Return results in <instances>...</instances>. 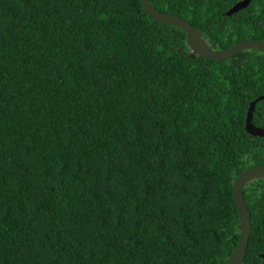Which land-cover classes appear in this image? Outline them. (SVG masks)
I'll return each instance as SVG.
<instances>
[{"label": "trees", "instance_id": "1", "mask_svg": "<svg viewBox=\"0 0 264 264\" xmlns=\"http://www.w3.org/2000/svg\"><path fill=\"white\" fill-rule=\"evenodd\" d=\"M151 0L215 50L264 40V0ZM142 0H0V264H225L264 50L192 57ZM255 125L264 126V99ZM242 264H264V177Z\"/></svg>", "mask_w": 264, "mask_h": 264}, {"label": "water", "instance_id": "2", "mask_svg": "<svg viewBox=\"0 0 264 264\" xmlns=\"http://www.w3.org/2000/svg\"><path fill=\"white\" fill-rule=\"evenodd\" d=\"M250 1L251 0L238 1L229 10H227V14H232L248 6ZM142 3L145 12L148 13L155 20L167 24L176 25L185 30L189 46L192 49V53L190 54L192 57H195L196 54H200L210 58L223 60L232 57L242 49L246 48L264 50V40L256 38H248L241 40L225 49H212L205 42L198 29L187 18L171 12L162 11L161 9L157 8L151 2V0H142ZM261 99H264V94H261L250 102L246 115L245 128L249 133L253 135L264 137V126H257L252 121L256 103ZM259 177H264V164H256L252 167L244 169L240 174H238V176L234 180L233 194L234 201L241 220V237L239 238V242L236 248L230 254L225 264H242L244 260L252 231L251 213L244 196V187L249 181Z\"/></svg>", "mask_w": 264, "mask_h": 264}, {"label": "clouds", "instance_id": "3", "mask_svg": "<svg viewBox=\"0 0 264 264\" xmlns=\"http://www.w3.org/2000/svg\"><path fill=\"white\" fill-rule=\"evenodd\" d=\"M254 166V165H253ZM252 167V166H251ZM249 168V167H248ZM240 174V173H239ZM260 178V177H259ZM257 179V178H256ZM233 196H234V194H233ZM236 205V204H235ZM248 205V204H247ZM249 207V206H248ZM237 208V207H236ZM250 209V208H249ZM250 213H251V211H250ZM240 217V216H239ZM240 223H241V220H240ZM251 227H252V225H251ZM251 233H252V231H251ZM251 236V235H250ZM241 237V236H240ZM250 239V238H249ZM249 244V243H248ZM246 254V253H245Z\"/></svg>", "mask_w": 264, "mask_h": 264}]
</instances>
